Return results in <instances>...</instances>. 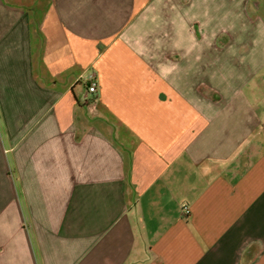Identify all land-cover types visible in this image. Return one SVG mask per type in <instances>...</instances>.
Here are the masks:
<instances>
[{"label":"crops","instance_id":"1","mask_svg":"<svg viewBox=\"0 0 264 264\" xmlns=\"http://www.w3.org/2000/svg\"><path fill=\"white\" fill-rule=\"evenodd\" d=\"M46 2L0 0V264H264V17Z\"/></svg>","mask_w":264,"mask_h":264},{"label":"rangeland","instance_id":"2","mask_svg":"<svg viewBox=\"0 0 264 264\" xmlns=\"http://www.w3.org/2000/svg\"><path fill=\"white\" fill-rule=\"evenodd\" d=\"M41 2L43 5L47 3L46 0H41ZM240 6V0H235V3L229 6L228 9H240ZM216 8L227 9V5H223V3L220 2ZM246 9H250L252 14L262 15L264 17V0H247Z\"/></svg>","mask_w":264,"mask_h":264},{"label":"built area","instance_id":"3","mask_svg":"<svg viewBox=\"0 0 264 264\" xmlns=\"http://www.w3.org/2000/svg\"><path fill=\"white\" fill-rule=\"evenodd\" d=\"M87 93H86V96L84 98V103L85 104H89L91 103L93 100H94V97L95 95L97 94L98 92V86H97V81H96V77L95 75H90L88 78H87ZM182 211H183V214L185 216H189L190 215V207L186 204H183L182 205Z\"/></svg>","mask_w":264,"mask_h":264}]
</instances>
